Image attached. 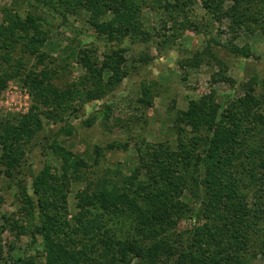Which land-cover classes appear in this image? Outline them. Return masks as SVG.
Returning <instances> with one entry per match:
<instances>
[{
	"label": "trees",
	"instance_id": "trees-1",
	"mask_svg": "<svg viewBox=\"0 0 264 264\" xmlns=\"http://www.w3.org/2000/svg\"><path fill=\"white\" fill-rule=\"evenodd\" d=\"M37 1L48 7L52 18L62 15L65 21L68 14L87 11L95 37L112 49L100 63L92 60L93 51L76 54L73 59L85 68V75L72 87L59 90L50 69H43L38 77L27 73L23 64L10 68L19 46L40 64L50 59L41 50L52 34V21L31 12L5 14L0 25V92L8 81L21 78L33 90L35 104L28 116L2 125L0 121V180L19 187L23 206L18 213L21 219L2 216L0 264L5 261L1 236L6 230L29 236L40 247L44 264H247L248 249L255 245L253 235L264 237V95L255 96L252 87L238 99L228 94L218 101L213 93L190 102L175 122L177 151L162 144L139 148L143 164L124 179L123 186L107 181L78 193L80 210L71 220L68 194L72 182L81 180L78 174L86 165L82 159L55 144L63 174L56 177L50 168L43 169L32 181V194L19 181L26 146L44 128L40 112L44 110L49 121L62 122L58 118L79 112L76 103L100 101L115 92L130 74L124 58L127 44L150 42L143 9L164 13L174 21L184 16L181 28H188L192 26L188 11L197 0ZM201 1L219 22L230 19L237 34L260 20L256 12H264V0ZM227 2L232 5L226 10ZM110 14L112 18L106 20ZM217 46L245 60L256 58L249 47ZM152 60L141 57L138 63L148 65ZM154 88L153 83L145 88L139 103L151 108ZM112 107L106 105L101 117L108 118ZM141 175L147 180L141 181ZM185 193L189 202L195 200L194 210L184 202ZM189 214L192 229L175 239L178 223ZM122 227L127 234H119ZM260 252L264 254V241ZM35 261L24 257L12 264Z\"/></svg>",
	"mask_w": 264,
	"mask_h": 264
},
{
	"label": "rangeland",
	"instance_id": "rangeland-1",
	"mask_svg": "<svg viewBox=\"0 0 264 264\" xmlns=\"http://www.w3.org/2000/svg\"><path fill=\"white\" fill-rule=\"evenodd\" d=\"M231 5V2H227L225 9ZM14 11L25 16L28 12L44 16L52 21L53 31L41 50L50 59L40 64L23 53L24 46H19L10 68L23 64L27 73H36L38 77L43 69H50L51 76L55 78L54 86L59 90L72 87L85 75V68L73 59L76 54L93 51L92 60L100 63L103 62V54L112 49V45H106L95 37L87 11L81 15L68 14L65 21L62 15L52 18L48 7L37 0H0V25L5 14H13ZM188 12L192 28H181L185 24L184 16L174 21L164 13L143 9V27L149 33L150 42L127 44L129 51L124 58L130 74L115 92L100 101L76 103L74 107L79 112L58 118L64 119L62 122L49 121L44 110L40 112L44 128L26 146L21 167L23 174L19 176V181L28 186L30 194L34 177L43 169L50 168L56 177L63 174V160L53 145L73 153L86 165L79 171L81 180L70 185L68 206L71 220L80 210L76 199L78 193L107 181L123 186L124 179L130 178L136 168L143 164L139 148L162 144L173 152L177 151L175 122L180 111L188 110L190 102L213 93L218 101L228 94L238 99L244 96L248 87H252L255 96L264 95V12L262 15L256 12L260 20L249 24V28H242L238 34L232 31L233 22L230 19L223 18L219 22L208 13L201 0H197ZM111 18L110 14L106 20ZM162 41L167 44L158 47ZM217 43L231 44L239 49L249 47L256 58L245 60L237 57L226 48L217 46ZM141 57L153 60L148 65L141 64L138 63ZM5 68H9V65ZM152 83L155 85V96L151 100L152 107L148 108L139 100L143 98L144 89ZM34 104L33 90L21 78L8 81L0 92L1 125L7 120L28 116ZM111 104L113 107L109 117H101L105 106ZM111 146H121L123 150L111 151ZM1 149L2 145L0 154ZM140 180H147V176L141 175ZM18 188L12 181L0 180V227L4 225L2 216L21 219L18 213L23 206ZM183 200L189 202L187 193ZM192 200L188 204L194 210L195 200ZM190 217L191 214L186 215L178 223L175 239L192 229L194 221ZM127 231L126 227H122L119 234H127ZM1 237L5 256L2 264H12L24 257L34 258L35 264H44L40 247L33 245L29 236L19 237L17 232L6 230ZM71 237L76 236L71 234ZM263 241L264 237L253 235L255 245L248 249L247 264H264V254L260 252Z\"/></svg>",
	"mask_w": 264,
	"mask_h": 264
}]
</instances>
